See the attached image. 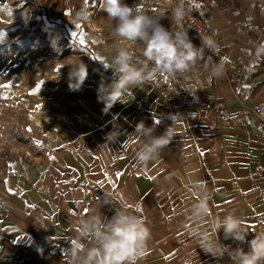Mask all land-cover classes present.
<instances>
[{
	"label": "crops",
	"instance_id": "1",
	"mask_svg": "<svg viewBox=\"0 0 264 264\" xmlns=\"http://www.w3.org/2000/svg\"><path fill=\"white\" fill-rule=\"evenodd\" d=\"M148 1L127 3L146 9ZM169 2L162 0L160 7L164 3L172 11L178 0ZM196 2L241 86L260 101L264 8L240 13L235 4L226 10L228 15L215 0ZM98 22L102 27L106 20ZM171 22V15L161 19L166 28ZM108 60L94 68L93 94L79 100L77 129H49L53 154L37 173L21 178L15 191L5 195L0 209V264H63L81 218L96 212L110 218L125 204L151 231L146 255L138 264H231L229 258L217 260L204 253L190 234L191 208L199 195L191 184L205 185L208 222L232 212L243 220L248 241L264 231V140L257 134V118L230 91L226 74L210 78L203 62L174 78L137 85L104 114L97 90L102 80L110 84L114 79L112 59ZM221 112L225 120H220ZM172 115H177L174 125ZM244 115L247 125L242 127L238 119ZM140 122L146 127L155 124V135L174 128L169 145L146 163L136 159L145 142L135 133ZM114 127L121 133L107 142ZM219 238L237 247L223 239L222 230ZM243 248L248 251L249 246Z\"/></svg>",
	"mask_w": 264,
	"mask_h": 264
},
{
	"label": "clouds",
	"instance_id": "2",
	"mask_svg": "<svg viewBox=\"0 0 264 264\" xmlns=\"http://www.w3.org/2000/svg\"><path fill=\"white\" fill-rule=\"evenodd\" d=\"M185 3L186 0H178L172 10L171 19L176 25H181L187 14ZM100 7L106 13V19L113 23L112 32L117 39L110 68L114 79L110 84L102 80L97 90L98 101L105 105L104 114L121 102L124 92L140 84L186 73L198 60L206 62L210 78L223 75V60L213 63L211 55L205 57L206 52H218L213 36L200 37V45L196 46L188 32L166 28L159 16L149 14L138 3L130 6L124 0H101ZM86 15V11L81 10L77 14V22H81ZM133 45L139 47L133 48ZM54 48H59L58 43L55 42ZM88 76V66L82 60L70 65L69 90H81ZM176 116L170 117L173 125ZM154 125L146 127L144 122H140L136 126L135 133H139L145 141L136 153V159L141 163L155 159L174 135L173 125L161 135L154 134ZM118 133H121L118 127H114L107 134V142ZM191 190L199 194L191 208L192 227L189 229L198 248L217 260L227 256L231 264H264V231L248 241L243 220L232 212L208 222L209 196L204 183L193 181ZM205 223L208 227H204ZM221 230L225 241L247 243L248 251L222 243L219 238ZM150 236L145 220L130 211V206L126 204L114 209L110 218L103 212H96L78 221L77 235L68 242L69 247L65 250L68 260L63 258V264H138L146 255Z\"/></svg>",
	"mask_w": 264,
	"mask_h": 264
},
{
	"label": "rangeland",
	"instance_id": "3",
	"mask_svg": "<svg viewBox=\"0 0 264 264\" xmlns=\"http://www.w3.org/2000/svg\"><path fill=\"white\" fill-rule=\"evenodd\" d=\"M161 2L149 0L145 11L162 8ZM215 2L228 15L226 10L235 4L240 13L264 8V0ZM100 4L101 0H0V209L17 182L37 173L53 154L48 130L77 129L81 96L93 94L95 69L115 55L113 23ZM81 10L87 15L78 23ZM89 11L102 37L91 31ZM102 19L106 22L101 27ZM54 41L63 43L55 49ZM80 60L89 76L81 90L73 92L68 73Z\"/></svg>",
	"mask_w": 264,
	"mask_h": 264
},
{
	"label": "built area",
	"instance_id": "4",
	"mask_svg": "<svg viewBox=\"0 0 264 264\" xmlns=\"http://www.w3.org/2000/svg\"><path fill=\"white\" fill-rule=\"evenodd\" d=\"M169 1L170 0H166V3H168ZM185 7L187 9V14L184 17L182 24L176 25L174 21H172L169 26V29L170 28L172 30L182 29L183 31L188 32L190 39L196 46L200 45V37H203V36H213L214 40L216 41V37L214 33L212 32V30L210 29L206 19L203 18L200 12V6L196 2V0H186ZM169 8L170 7H168L167 4H163L162 10H161L163 12L161 19L165 15L172 14V11ZM95 33L97 34L98 37H102L103 35V32L101 30L95 31ZM209 55L212 56L211 62L213 63L223 60L224 74H226L228 78V87L230 91L233 93V95L238 101L242 102L243 104L249 105V108H248L249 112L257 118V134L261 139L264 140V119H262V116L264 115V94H262L260 101H256V96L254 95L253 91L250 89L243 88L241 86L240 78L238 77L234 69L231 67L228 58L219 51V47H218V52L215 54H211L208 52L205 53L206 58ZM197 62H203L204 64H206L205 61L198 60ZM167 81L169 82L170 80H167ZM219 118L220 120H225L224 114L222 113L221 115H219ZM238 123L242 127L246 126L247 117L245 115L239 117ZM157 125L162 126V123H157ZM234 244L237 247H246L248 245L247 243L240 244L239 242H234ZM67 247H69V243H67ZM225 257L229 258L227 256Z\"/></svg>",
	"mask_w": 264,
	"mask_h": 264
},
{
	"label": "bare ground",
	"instance_id": "5",
	"mask_svg": "<svg viewBox=\"0 0 264 264\" xmlns=\"http://www.w3.org/2000/svg\"><path fill=\"white\" fill-rule=\"evenodd\" d=\"M162 8H160V9H157V10H155V11H152V12H150L149 14H152V15H157V16H159L160 18L162 17ZM88 23L90 24V26H91V31H99V28L97 27V25L94 23V20L91 18V13H90V11L88 12ZM63 42L62 41H59L58 42V44H62ZM62 47H60V49H61Z\"/></svg>",
	"mask_w": 264,
	"mask_h": 264
}]
</instances>
